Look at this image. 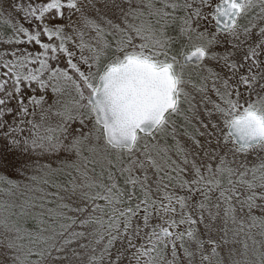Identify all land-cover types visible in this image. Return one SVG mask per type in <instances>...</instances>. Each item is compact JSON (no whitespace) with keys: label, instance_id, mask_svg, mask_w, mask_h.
<instances>
[{"label":"snow or ice","instance_id":"1","mask_svg":"<svg viewBox=\"0 0 264 264\" xmlns=\"http://www.w3.org/2000/svg\"><path fill=\"white\" fill-rule=\"evenodd\" d=\"M0 169V264H264V0H0Z\"/></svg>","mask_w":264,"mask_h":264},{"label":"rangeland","instance_id":"2","mask_svg":"<svg viewBox=\"0 0 264 264\" xmlns=\"http://www.w3.org/2000/svg\"><path fill=\"white\" fill-rule=\"evenodd\" d=\"M13 160H15V157H12ZM0 171H4L3 169H0ZM8 173H11V177L12 179H20L18 176H16L13 172V170L11 168H9L8 170ZM3 194L0 193V196H2ZM17 195L19 196V193H17ZM37 212H39V209H37Z\"/></svg>","mask_w":264,"mask_h":264},{"label":"trees","instance_id":"3","mask_svg":"<svg viewBox=\"0 0 264 264\" xmlns=\"http://www.w3.org/2000/svg\"><path fill=\"white\" fill-rule=\"evenodd\" d=\"M35 226H36V221L29 219V221L27 223V227L34 228Z\"/></svg>","mask_w":264,"mask_h":264}]
</instances>
